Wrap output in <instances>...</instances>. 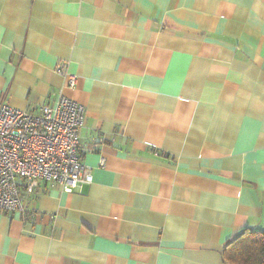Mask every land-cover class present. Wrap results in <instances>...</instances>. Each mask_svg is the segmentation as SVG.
I'll return each mask as SVG.
<instances>
[{
	"label": "crops",
	"instance_id": "obj_1",
	"mask_svg": "<svg viewBox=\"0 0 264 264\" xmlns=\"http://www.w3.org/2000/svg\"><path fill=\"white\" fill-rule=\"evenodd\" d=\"M62 94L93 180L0 210V264H226L264 227V0H0V101Z\"/></svg>",
	"mask_w": 264,
	"mask_h": 264
},
{
	"label": "built area",
	"instance_id": "obj_2",
	"mask_svg": "<svg viewBox=\"0 0 264 264\" xmlns=\"http://www.w3.org/2000/svg\"><path fill=\"white\" fill-rule=\"evenodd\" d=\"M57 71L68 86L77 85L68 62L59 63ZM85 116L86 107L63 94L43 104L39 113L0 101V210L22 211L24 197L36 193L39 180L65 191L93 180V168L80 158L79 131Z\"/></svg>",
	"mask_w": 264,
	"mask_h": 264
},
{
	"label": "trees",
	"instance_id": "obj_3",
	"mask_svg": "<svg viewBox=\"0 0 264 264\" xmlns=\"http://www.w3.org/2000/svg\"><path fill=\"white\" fill-rule=\"evenodd\" d=\"M226 264H264V227H245L223 249Z\"/></svg>",
	"mask_w": 264,
	"mask_h": 264
}]
</instances>
